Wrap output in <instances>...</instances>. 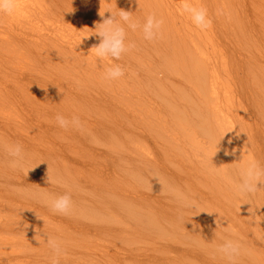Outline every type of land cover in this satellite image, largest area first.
I'll return each instance as SVG.
<instances>
[{
	"label": "rangeland",
	"instance_id": "374dc122",
	"mask_svg": "<svg viewBox=\"0 0 264 264\" xmlns=\"http://www.w3.org/2000/svg\"><path fill=\"white\" fill-rule=\"evenodd\" d=\"M232 2L234 9L239 13L245 11L249 19L242 23L227 22L224 27L215 25L213 30V109H216L213 113L218 114L213 118V137L218 140L213 147L206 144L207 151L213 152L212 160L205 159L203 149L197 147V142H201L198 140H205L206 135L198 130L195 139L181 126L190 128L198 122L197 114L207 107L200 100L196 113L189 109L197 100L188 86L179 89L185 86L181 78L176 77L177 86L170 89L174 99L186 103L188 108L180 111L172 122L176 129L169 135L176 136L178 143L167 155L161 152L164 147L171 148V138L164 145L160 137L154 136L153 127L145 122L149 103L138 100L153 99L154 105L163 106L161 115L170 117V109L151 93L156 82H144L136 90L130 81L134 93L124 103L137 102L142 106L131 114L121 110L124 105L121 100L116 101V93L123 91L118 90L114 81L109 84L114 99L108 93L111 101L98 105L92 98L106 92L103 89L106 82L84 80L80 69L73 70L72 88L83 86L88 97L72 90L73 108L83 110L62 108L65 111L61 114L66 118L75 116L80 120L79 127L68 129L60 128L56 122L50 125L57 114L38 112L18 103L14 110L6 102L7 108L0 105V183L8 190L7 197L16 194L23 201L1 210L0 217L10 219L20 212H38L32 204L50 209L48 194L53 193L46 190L51 187L70 194L73 202L68 215L52 211L47 215V219L56 222V227L43 238H35L32 233L5 234L6 242L0 245V264H52L54 253L33 259L41 241L49 237L59 241L61 248H73L67 255L57 257L58 264H104V253L118 250L122 254L140 253L141 259L151 257L153 260L148 264H160L159 258L173 264H192L196 256L225 257L218 247L227 240L240 244L239 256H264V177L255 191H239L241 173L249 161L264 170V33L252 31L253 25H264V18L255 14L259 9L264 10V0ZM67 4L71 6L72 2ZM232 23L234 28L230 27ZM226 65L227 71L223 68ZM9 73H2L5 77L2 82L12 89ZM62 100L59 97L52 103L57 106ZM167 129L172 130L171 126ZM16 143L23 147L24 154L30 151L24 161H33L31 176L46 184V190L32 183L24 166H11L4 146ZM226 144L232 149L228 150ZM24 193L26 198L22 197ZM148 197L157 200H147ZM129 198L132 201L128 202ZM0 199L8 198L0 192ZM167 206L171 207L170 215L163 214ZM35 218H42V214H36ZM107 224L125 234L113 238L104 235L101 229L80 231L84 225L96 228ZM150 227L154 228L150 236L143 233L135 236L136 231L145 232ZM79 246H89L93 251ZM178 247L187 249V253L169 252L180 250ZM120 264L142 263L138 259H120Z\"/></svg>",
	"mask_w": 264,
	"mask_h": 264
},
{
	"label": "bare ground",
	"instance_id": "6f19581e",
	"mask_svg": "<svg viewBox=\"0 0 264 264\" xmlns=\"http://www.w3.org/2000/svg\"><path fill=\"white\" fill-rule=\"evenodd\" d=\"M29 1L31 0H17V8L14 14L11 16L0 15V27L2 26V29H0V63L3 64L0 65V105L7 108L6 102L8 108L14 110L18 103L19 105H28L38 112L53 113L55 115L63 113L65 111V108L62 109L63 107H66L68 111L83 110L73 108L75 103L73 101L74 91L72 90H78L80 95L84 97L88 95L83 86L72 88L70 81L72 72L76 69H80L81 78L84 80L88 78L102 79L100 81L106 82L103 88L106 92L101 89L104 92L103 95H96L92 98L99 102L98 105L104 104L103 101L110 100L108 93L111 94L113 91L109 87V84L112 85V81L104 79V72L112 64H120L124 68L125 74L113 83L118 86L119 91H123V94L116 93V101L121 100L120 102L124 104L121 110L135 114L142 109V106L137 102L124 103L125 98L134 93L130 81L135 85L136 90L141 89L144 82H156L152 89L153 92H151L153 97L160 99L170 109V117L162 116L163 106L154 105L153 99L150 98L151 102H148L149 99H138L144 104L149 103V109L144 114L146 117L145 122H148L149 127H153L154 136L156 138L160 137L164 145L165 142H168V138H171V148L164 147L163 152H161L167 155L169 150L175 149L178 143L176 136L169 135L175 133L176 129L172 122L177 118L180 111L188 108L186 103L174 99L173 92L170 89V86H177L175 78H181L180 82L185 86L182 88L179 85V89H185L188 86L197 100L189 105V109L196 113L195 109L199 106L200 100L204 101L207 106L203 113L197 114L200 116L198 122L188 129L184 124L181 126L185 131H189V136L195 139L198 130L206 135L205 140H198H201V142H197V147L203 149L205 159H213V152L207 151V147H213V143L216 144L218 140V138L213 137V118L218 117L217 113H213V110L216 112V109H213V86H215L213 81V30H215V25L224 27L227 22L229 24L230 22L242 23L245 19H249L245 11L237 12L234 9L236 6L233 5L232 0H64L65 3L58 0H33L34 7ZM213 1L216 5L213 4ZM61 2L62 4L57 9L56 6ZM66 2H72L71 6L69 4L66 6ZM185 2L196 7L206 8L210 20V25L207 28L197 27L192 22L190 15L183 10ZM119 9L131 11L133 18L140 23H143L149 14H155L157 18L164 21L162 35L154 41H146L139 29L136 31L128 29L127 39L129 42L135 43V47L130 49L118 61H113L111 58L100 60L91 50L94 45L98 44L97 38L95 36L84 37L91 35L90 29L94 28L96 22L101 21L100 12L104 13L109 10L116 12ZM255 14L264 18V10L262 9L256 11ZM108 15L110 13L106 12L105 16ZM52 20H55L54 23H52ZM230 27L234 28L235 24L232 23ZM253 29L259 33H264V31H260L264 30L263 24L253 25L252 31ZM257 41L255 40V43ZM5 64L9 65L4 67ZM223 68L226 71L228 70L227 65ZM6 72L12 74L10 79L14 86L12 89L6 88L2 82L5 78L2 73L5 74ZM185 95L187 93L183 95L184 99ZM51 96L53 97L51 98ZM59 97L63 98L62 102L54 106L52 101ZM110 97L114 99L112 94ZM166 97H169V99L167 100ZM178 102H181V104ZM187 103H189V100H187ZM192 104L194 105L192 106ZM54 122L56 120L52 119L50 125L54 126ZM226 124L230 126L232 122ZM169 126L172 128L170 131L167 129ZM177 127L181 132H184L179 125ZM207 134H209V137ZM227 143H229V140ZM226 147L228 150L232 149L227 144ZM29 153L30 151L24 154V159H26V154ZM249 163L251 162L249 161ZM22 166L26 168L28 175L31 176L30 169L33 166V161H23ZM31 177L35 186L46 190V184L35 176ZM7 191L6 187H3L0 183V192L8 198L0 199V211L7 206L23 203L22 200L17 198L16 194L7 197ZM46 191L53 193L48 194L49 200L54 198L55 193L58 196L65 193L52 187ZM9 192L13 193L14 191ZM26 196L25 193L22 195L24 198ZM146 199L157 200L152 197ZM26 200L30 204V198ZM127 201L130 202L132 199L129 198ZM32 206L38 212H20L10 219L0 217V235L2 234L3 237L0 245L6 242L5 234L18 235L19 233H26V236H28L32 233L35 238H43L53 231L56 222L46 218L51 213V209L43 210L36 204H32ZM117 207L122 206L117 205ZM170 211L171 207L167 206L163 210V214L170 215ZM36 214H42V218H35ZM94 229H101L104 235L113 238L125 234V231L110 224L96 228L84 225L80 231L89 233ZM153 229V227H150L145 232L140 229V233L136 231L135 236L142 233L150 236ZM154 231L157 232V230ZM41 244L34 252V260L47 258L53 254L46 240H42ZM80 247H87L85 250L89 252L93 251L89 246H79L78 248ZM70 248L73 249L68 246L62 248V254L67 255ZM178 249L180 250L168 251L179 255H185L188 251L183 247H178ZM104 255L106 257L104 264H120V259H138L142 264H148L153 260L147 256L141 259L139 258L140 253L132 251L123 254L119 250L117 253L107 251ZM155 258L157 259V257ZM159 261H161L160 264H173L171 261L161 258H159ZM164 261L165 263H162ZM28 263L31 264V262ZM192 264H264V256H237L231 261L226 257L203 258L196 256Z\"/></svg>",
	"mask_w": 264,
	"mask_h": 264
},
{
	"label": "clouds",
	"instance_id": "9594fccd",
	"mask_svg": "<svg viewBox=\"0 0 264 264\" xmlns=\"http://www.w3.org/2000/svg\"><path fill=\"white\" fill-rule=\"evenodd\" d=\"M16 8L17 0H0V15L11 16L14 14ZM183 10L190 15L192 22L197 27L207 28L210 25L206 8L196 7L185 2ZM106 12L110 13V15L105 16ZM106 12L99 13L101 21L96 22L94 28L90 29L91 35L84 37L95 36L97 38L99 42L91 50L100 60L111 58L113 61H118L130 49L135 47V43L129 42L127 39L128 29L132 31L139 29L143 39L146 41H154L162 35L164 21L157 18L155 14H149L144 22L140 23L133 18L131 11L119 9L116 12H112L111 10ZM124 74V68L120 64L114 63L106 68L104 79L115 81L123 77ZM55 120L62 129L80 126V120L75 116L68 119L62 114H57ZM4 147L7 155L11 158V166L13 168L22 166L24 161L23 147L18 143L7 144ZM241 176L242 183L239 185V191L253 192L261 181V178L264 177V170L260 169L254 162H251L242 171ZM72 206V197L68 193L56 196L49 201L51 211L62 215H68L72 210ZM47 244L54 253L52 264H58L57 257L62 254L60 242L49 237ZM218 251L231 261L240 255L241 246L238 242L227 240L218 247Z\"/></svg>",
	"mask_w": 264,
	"mask_h": 264
}]
</instances>
